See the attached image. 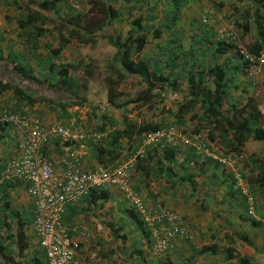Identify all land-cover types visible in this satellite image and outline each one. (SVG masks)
Wrapping results in <instances>:
<instances>
[{
  "label": "crops",
  "instance_id": "obj_1",
  "mask_svg": "<svg viewBox=\"0 0 264 264\" xmlns=\"http://www.w3.org/2000/svg\"><path fill=\"white\" fill-rule=\"evenodd\" d=\"M18 1L0 0V59L23 63L33 69L34 76L41 82L55 80L58 78L59 66L74 65L77 62L76 54L73 56L72 51L67 53L66 49L78 41L72 39L59 57L51 59L47 45L54 43L55 39L52 37L54 35L55 38L59 31L55 34L57 24L52 23L48 27L45 23V33L36 42L38 47L28 44V37L19 28L18 21L26 16L25 5L42 0H20L22 6H18ZM69 2L71 1L66 4H70ZM171 2L111 0L110 4L121 11L119 28L126 27V31L130 21L137 17H142L151 30L161 27L163 21L171 20L173 25L170 24V28L162 32L160 38H148L142 57L148 61L151 70L158 64L165 67L167 64L163 74L169 78L176 77L180 86L188 89L186 76L192 70L191 64H184L185 58L182 55L172 62L165 51L166 48L173 47L174 39L180 41L177 30L180 24L183 25V38L179 44L194 35L195 54L199 53V59L205 64L222 67L227 71L228 94L232 95L238 105L245 104L250 96L256 98L264 126V67L252 69L234 50L214 55L213 46L217 41L219 25L232 21L241 30L245 9L248 5L252 7L256 4H248L244 0H180L181 5H178L177 11L172 9ZM133 3H136L134 9ZM57 4L62 7L63 1H58ZM210 6L215 11L214 24L208 26L209 28L193 26V17H201L202 12ZM174 17L176 22L179 19L177 24L172 21ZM248 35L259 38L254 28H251L246 36ZM193 57L194 55H190L186 59ZM49 62L54 63L52 69ZM169 63L171 64L168 67ZM71 75L74 77L73 70ZM129 80L128 77L124 78L119 88L125 87ZM87 101L91 102L89 99ZM106 101L104 98L101 103ZM166 102L165 111L161 115L154 116L152 110L148 118L142 116L156 123L162 121L164 131L173 128V134L165 133L157 146L150 150L151 156L147 151L150 148L143 146L142 134L132 144L126 137L121 138L117 148L113 150L112 135L123 126L119 114L114 110H105L104 129L96 132L86 126L89 109L85 106H70L62 111L52 100L45 98L31 105L15 99L13 91L7 89L0 91V121L3 122L4 113L36 116L45 129L61 125L76 129L82 134L80 140L64 141L59 138L43 145V151L51 158L54 171L58 175L63 172L64 162L71 151H74L79 166L85 170L103 167L110 158H113L111 167H115L134 156L132 183L147 207L154 208L160 204L173 211L184 220L193 236L192 240L176 239L169 250L155 253L152 227L131 207L120 190L108 186L103 189L108 193L106 199L93 201L86 196L66 205L63 216L65 226L68 229L83 226L85 229L81 232L78 228L77 231H72L71 236L76 244V257L81 264H264L263 181L260 184L261 169L264 168V144L249 140L241 152L242 162L239 161L234 167L222 165L197 151L193 144L186 143L185 140L194 142L201 138L210 149L220 153L217 143H211L205 132H193L197 122L189 119L190 114L179 122L175 118L177 105L170 100ZM124 115L127 116L128 123H137L141 119L136 111L125 112ZM4 124L0 130L1 258L6 264H12V261L13 264H31L34 258H38L41 264H46L33 229L34 205L27 195L26 182L17 177L3 175L5 163L20 155L23 144L21 130L15 124ZM69 143L74 147L70 149ZM259 143L263 145L260 150L257 148ZM168 148L175 154L173 159L165 157V149ZM100 150L103 153L104 150L107 151L102 162L98 159ZM139 158L144 159V162H138ZM237 171L244 176L249 190L247 195L235 187ZM249 207H252L254 217L248 215ZM19 224H22L23 237L27 243L21 259L17 258L13 238Z\"/></svg>",
  "mask_w": 264,
  "mask_h": 264
},
{
  "label": "trees",
  "instance_id": "obj_2",
  "mask_svg": "<svg viewBox=\"0 0 264 264\" xmlns=\"http://www.w3.org/2000/svg\"><path fill=\"white\" fill-rule=\"evenodd\" d=\"M58 1L61 2L62 0L33 1L31 5H25L26 16L18 21L19 28L23 33H26L28 44H32L33 47L37 48V39L45 33L44 24L46 22L57 24L58 28H60V32L56 36L57 43L56 45L54 43L47 45L51 59L59 57L72 39L77 40L80 44L89 46L95 44L97 36L105 39L116 49L115 56L109 65L112 76H109L105 82L107 101L103 104L94 105L89 103L83 96L87 91V86L71 75V71L77 68L78 63L75 65L62 64L57 70L58 78L41 82L34 76L33 69L23 63L15 62L16 60L12 61L11 59H0V91L11 89L15 99L26 101L31 105L40 102L43 98L50 99L62 111H65L70 106H85L89 109L86 126L96 132H102L104 129L103 118L105 110L117 111L123 126L112 135L111 145L113 150L117 148L119 140L123 137H126L128 142L132 144L139 139L141 134L144 136L146 133L164 128L162 121L156 123L142 116L144 109L147 111L153 110L152 114L154 116L161 115L165 111L164 106L167 100L177 105L175 118L181 122L185 116L190 114L189 119L197 122L193 132L196 134L205 132L207 139L211 143H217V148L221 154L241 153L249 140L264 144V126L262 125L256 98L250 96L245 104L238 105L236 100L232 99V95L228 94L227 71L222 67L205 64L203 60L199 59V53L195 54V36L192 35L179 44L183 38V25L179 23L180 27L177 30L180 41L174 39L172 41L173 47L170 49L166 48L165 51L168 53L167 56L171 57L172 62L179 55H182L185 58L184 64L188 62L192 66V70L186 76L188 89L184 93L179 91L180 83L176 77L169 78L168 75L163 74L167 64L166 67L158 64L151 70L148 61L142 57L148 38L150 36L153 39L160 38L162 32L170 28V24L171 26L173 25L171 20L163 21L161 27L151 30L144 23L142 17H137L130 21L125 36L118 32L113 37L109 33L108 28L111 27L113 29L111 31L115 32L121 31L119 28L121 11L110 4L111 0H87L89 8L85 15L83 14L85 17H81L80 14H68L69 17L66 18L59 16V10L62 7H59ZM171 1L172 9L178 11L181 5H179L180 0ZM244 1H247L246 3L248 4L253 3L256 5L252 7L248 5L247 9H245L244 21L240 24L242 32L240 30L239 35L241 34V38L246 37L251 28L257 31L255 34L259 38L252 37V42L247 44L245 49L252 55L258 56L261 49L264 48V0ZM17 3L18 6H22L20 0ZM135 4L133 3V9L136 7ZM198 18L193 17V26L196 28H209L208 26L210 25L202 26L204 24ZM186 19L185 17L184 20ZM172 21L177 24L179 19L176 22V17H174ZM213 46L215 47L214 55H221L231 50L230 48L237 52L234 49L237 47L234 42L230 43L217 39ZM237 54L240 56L239 52ZM187 55H194V57L187 60ZM245 63L247 64V62ZM170 64H168V67ZM49 67L52 69L54 63L49 62ZM86 73L91 74V71L87 70ZM127 77L139 80L138 85L140 86L141 83H144L145 87L136 98L119 103L117 98L122 94L119 90V85ZM225 104L228 105L225 107ZM132 111H136L137 116L141 117L139 122H127V116L124 113ZM121 112L123 113L121 114ZM4 123L0 121V130L3 129ZM69 146L70 149L74 147L70 143ZM156 146H148L147 148H150L147 150L148 154ZM165 152H167L166 159H173L175 155L173 150L171 151L168 148L165 149ZM105 153H107L105 150L104 153L102 150L98 152L99 161H103ZM151 155L149 154V156ZM142 160L144 159L139 158L138 162L143 163L144 161L142 162ZM112 161L113 158L106 160L107 163L103 165V168L112 169L117 167H111ZM261 170L262 180H260V184H262V181L264 184V168ZM241 176L245 181L244 176ZM87 196L95 201L96 199H106L108 193L103 189H91ZM13 238L17 249V258L21 259L24 249L27 247L23 237L22 224H19L16 228ZM1 254L2 248L0 246V264H6L5 260L2 259L3 254L2 256ZM13 263L14 261H12ZM31 264H41V262L38 258H34V260H31Z\"/></svg>",
  "mask_w": 264,
  "mask_h": 264
},
{
  "label": "built area",
  "instance_id": "obj_3",
  "mask_svg": "<svg viewBox=\"0 0 264 264\" xmlns=\"http://www.w3.org/2000/svg\"><path fill=\"white\" fill-rule=\"evenodd\" d=\"M201 22L204 25L214 24V11L207 7L202 12ZM217 39L234 42L243 62H247L252 69L264 67V52L258 56L252 55L239 43V32L235 23L225 22L218 26ZM3 122L15 124L23 134V144L20 155L9 159L3 167L4 177H17L26 182V192L34 205L33 229L38 245L43 251L46 264H81L76 257V244L72 239V231L84 232L83 226L68 229L63 223L66 205L86 197L91 189H105L114 186L120 190L131 207L152 228L154 236L153 249L155 253L169 250L176 239L192 240L193 236L184 220L173 211L161 206L154 208L146 205L139 191L133 186L131 174L135 164V157L119 164L115 168L85 170L79 166V161L71 151L64 162V170L58 175L54 171L51 158L43 151V145L53 139L64 141L80 140L82 134L76 129L61 125H53L48 129L42 126L36 116H22L16 114L3 115ZM173 134V128H167L146 133L143 136V146H156L165 134ZM199 138V137H198ZM186 143L193 144L197 151L207 158L222 165L234 167L242 162V153H218L208 147L201 140ZM235 187L242 194L247 195L248 187L241 174L235 173ZM248 215L254 217L252 207Z\"/></svg>",
  "mask_w": 264,
  "mask_h": 264
},
{
  "label": "rangeland",
  "instance_id": "obj_4",
  "mask_svg": "<svg viewBox=\"0 0 264 264\" xmlns=\"http://www.w3.org/2000/svg\"><path fill=\"white\" fill-rule=\"evenodd\" d=\"M62 1H63V6L60 9V15H59L60 17H63V18L69 17L68 14H71V15L80 14L81 17H85L83 16V14L85 15V13L87 12L89 8V6L87 5V0H67V1H71L69 2L70 4H66L67 1L65 0H62ZM210 7L212 8V6ZM217 14H220V13H217ZM50 24L52 23L46 22L45 25L48 26ZM237 28H238V32L240 33L238 26ZM55 29H56L55 34L57 33L56 31L60 32V28L56 27ZM111 30L113 29L109 27L108 31L109 33H111V35H113V37L116 36L118 32L122 36H125L126 34V27L123 29H120L121 31H118V32L111 31ZM254 32H256L255 29H254ZM52 38L55 39L53 40V42L56 45L57 43L56 37L54 38V35H53ZM239 38H240L239 39L240 45H242L245 48L247 44L251 43L252 36L248 35L244 38H241V34H240ZM67 47H68L66 49L67 53H70L69 50H71L73 56L74 54H76V59H77L76 63H78V66L74 70V78L77 79L78 81L83 82L87 86V91L83 94V96L89 99V101H91L90 103L92 104L95 103L94 105L100 104L101 101L104 100V98L108 99L107 88L105 86V82L108 76H112L111 71L109 70V65L111 64L113 57L115 56L116 49L113 46H111L105 39L100 38L99 36L95 38V44L93 46H89L87 44H80L77 42ZM188 57L189 55L186 56V58ZM87 65H88V68H87ZM87 70L91 71V74H87L86 73ZM129 79L130 80L127 81L128 83L126 82L127 84L125 85V87L119 88L120 92H122L120 97L117 98V101L119 103L123 102L125 99L130 100V99L136 98V96L145 87L144 83H141L140 86L138 85L139 80L135 78H129ZM186 89L187 88H182L181 86H179V90L183 92L186 91ZM173 106L175 105L173 104ZM149 114H150V111H147L146 109H144L143 111L144 117H148ZM259 144L260 145L257 146V148L260 150V148L263 145L261 143Z\"/></svg>",
  "mask_w": 264,
  "mask_h": 264
},
{
  "label": "clouds",
  "instance_id": "obj_5",
  "mask_svg": "<svg viewBox=\"0 0 264 264\" xmlns=\"http://www.w3.org/2000/svg\"><path fill=\"white\" fill-rule=\"evenodd\" d=\"M231 50H233L232 48H230ZM235 50H236V47L234 48ZM237 51V50H236ZM261 52H264V48L263 49H261ZM260 52V53H261ZM237 53H238V51H237Z\"/></svg>",
  "mask_w": 264,
  "mask_h": 264
}]
</instances>
